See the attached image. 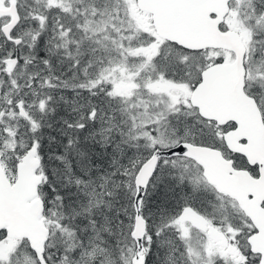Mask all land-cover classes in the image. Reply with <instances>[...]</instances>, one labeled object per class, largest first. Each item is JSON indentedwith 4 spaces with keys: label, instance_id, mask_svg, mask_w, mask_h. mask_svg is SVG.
Returning a JSON list of instances; mask_svg holds the SVG:
<instances>
[{
    "label": "snow or ice",
    "instance_id": "snow-or-ice-1",
    "mask_svg": "<svg viewBox=\"0 0 264 264\" xmlns=\"http://www.w3.org/2000/svg\"><path fill=\"white\" fill-rule=\"evenodd\" d=\"M0 264H264V0H0Z\"/></svg>",
    "mask_w": 264,
    "mask_h": 264
}]
</instances>
